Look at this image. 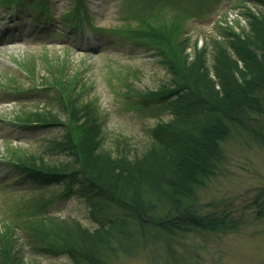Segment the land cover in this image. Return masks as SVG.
<instances>
[{"label": "rangeland", "instance_id": "rangeland-1", "mask_svg": "<svg viewBox=\"0 0 264 264\" xmlns=\"http://www.w3.org/2000/svg\"><path fill=\"white\" fill-rule=\"evenodd\" d=\"M39 1H44L48 15L38 9ZM239 1L23 0L12 7L13 0H0V228L7 222L19 226L17 246L28 263H71L65 255L42 250L46 243L28 235L20 217L25 207L30 217V209L61 192L63 185H38L11 169L9 160L10 155L53 164L71 160L69 153L56 150L71 129L36 125L38 116L55 123L68 121L62 97L68 95L53 82L68 83L78 106L93 103L96 107L95 150L110 154L111 159L123 152L141 156L151 147L153 128L159 126L162 134L176 107L169 101L139 105L137 96L166 86L173 90V83L162 56L134 33L147 26L143 21L150 26L164 20L181 21L182 38L189 37L191 44L185 52L188 60L205 49L202 54L210 67V55L219 53L217 42L234 55L227 44L233 40H225L223 32L242 35L251 30L240 14ZM246 4L256 15L263 10L253 1ZM220 26L225 27L223 32ZM253 124L264 138V115L255 116ZM231 134L221 144L224 161L219 171L197 191V198L205 211L211 204H217L219 211L226 208L240 220L238 231L183 237L182 244L171 246V254L159 246L138 244L129 254H122L118 264H264V145L246 132L232 129ZM104 205L95 194L84 195L75 188L74 194L47 210L46 219L75 220L93 230L98 226L95 221L120 215L117 208Z\"/></svg>", "mask_w": 264, "mask_h": 264}, {"label": "trees", "instance_id": "trees-1", "mask_svg": "<svg viewBox=\"0 0 264 264\" xmlns=\"http://www.w3.org/2000/svg\"><path fill=\"white\" fill-rule=\"evenodd\" d=\"M250 1L263 7L256 15L247 6V0L239 1L243 7L240 14L250 32L225 33L221 30L225 27L220 26L225 40H233L227 44L234 55L224 43L217 42L219 53L210 55V67L202 54L205 49L193 61L188 60L185 52L191 44L189 37L182 38L183 22L164 20L150 26L143 21L147 26L136 30L135 37L146 41L162 56L173 83V90L166 86L144 92L140 97L136 95L139 105L169 101L176 107L174 117L162 128L168 131L159 134V126H155L151 147L141 156L123 152L111 159L110 154L95 150L98 143L92 139L99 134L96 107L93 103L78 106L68 83L62 86L53 82L68 95H62L64 105L61 103L68 121L65 125L38 116L36 123L71 129L69 137L56 149L69 153L71 160L53 164L43 159L36 162L26 155L9 156L13 163L10 168L21 172L23 178L38 185H63L61 192L30 209V217H26V207L20 215L28 235L46 243L42 250L65 255L70 264H118L121 255L129 254L138 244L145 248L159 246L171 254V246L174 242L182 244L183 237L239 229L240 220L226 208L219 211L217 204H211L205 211L198 204L197 191L219 171L224 161L221 144L232 135V129L261 139L253 121L255 116L264 115V0ZM43 3L39 1L37 7L48 15ZM208 68L216 81L211 80ZM92 110L94 115L89 114ZM75 188L84 195L95 194L104 207L113 206L120 215L94 220L98 226L93 230L75 220H47V210L74 194ZM97 209L91 213L92 218ZM18 227L7 222L0 228V264H40L28 263L20 256L15 237Z\"/></svg>", "mask_w": 264, "mask_h": 264}]
</instances>
